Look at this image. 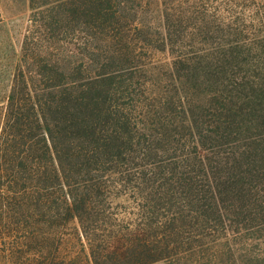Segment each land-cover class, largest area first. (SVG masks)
Here are the masks:
<instances>
[{
	"label": "trees",
	"instance_id": "obj_1",
	"mask_svg": "<svg viewBox=\"0 0 264 264\" xmlns=\"http://www.w3.org/2000/svg\"><path fill=\"white\" fill-rule=\"evenodd\" d=\"M30 3L0 105V238L38 264H264L259 7L164 1L162 32L146 0Z\"/></svg>",
	"mask_w": 264,
	"mask_h": 264
},
{
	"label": "rangeland",
	"instance_id": "obj_2",
	"mask_svg": "<svg viewBox=\"0 0 264 264\" xmlns=\"http://www.w3.org/2000/svg\"><path fill=\"white\" fill-rule=\"evenodd\" d=\"M148 2L147 14L144 17L150 18L154 21L155 25L160 31H164V22L161 8H164V1L172 0H146ZM188 1V0H186ZM208 3L210 15H220L225 18L232 17V7H234V0H205ZM241 1V0H237ZM259 5H255L253 0H247V17L254 15L256 8L263 13L264 16V0H257ZM246 2V0H245ZM258 4V3H257ZM232 6V7H231ZM257 6V7H256ZM190 9V8H189ZM0 11L2 14V21L0 22V105L6 99L13 84L15 74L18 72L22 64L23 41L28 29L30 28L31 18V3L30 0H0ZM145 19V18H144ZM148 20V19H147ZM67 21V20H66ZM71 31V30H70ZM46 36H50L45 33ZM78 36L73 34H65L64 41L58 43V47H70L74 51H78V47H83ZM59 41V40H57ZM83 41V40H82ZM154 56L156 59L169 63L171 55L168 51L160 50L155 51ZM72 226H78L74 221ZM79 228V227H78ZM17 248L27 250L26 252L16 253ZM37 243L13 244L4 238H0V264H38L42 258L34 251L38 249ZM89 249L86 247V252ZM194 258V257H193ZM201 256L196 255V259H189L184 261L183 264H196L195 260H199L198 264H207L205 260L200 259ZM210 261L214 263L215 256H210ZM227 261V260H226ZM158 264H171L168 262H161ZM221 264V261L218 262Z\"/></svg>",
	"mask_w": 264,
	"mask_h": 264
}]
</instances>
